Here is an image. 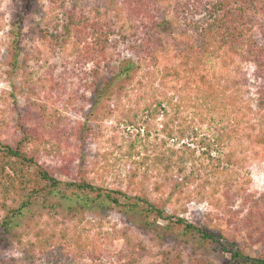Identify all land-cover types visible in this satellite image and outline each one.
<instances>
[{"label": "rangeland", "instance_id": "374dc122", "mask_svg": "<svg viewBox=\"0 0 264 264\" xmlns=\"http://www.w3.org/2000/svg\"><path fill=\"white\" fill-rule=\"evenodd\" d=\"M103 10L102 0H33L26 5L24 0H0V139L15 143L23 136L22 128H27L31 134L27 148L34 151L38 163L62 182L84 180L103 195L90 192L93 203L81 207L77 191L54 192L32 199L11 215L27 191L11 190L6 198L0 193V223L6 214L11 216L8 230L0 225V264H159L161 250L181 251L180 264H189L192 255L215 264H236L210 243L173 234L164 219L146 223L128 204L138 202L139 196L164 205L167 213L221 230L246 254H262L264 109L258 105L257 93L264 87V75L258 77L251 57L232 62L228 54L213 59L205 69L209 79L224 74L230 77L228 84L238 81L244 98L247 122L244 129L238 127L240 140L230 138L212 153L224 163L227 150L238 151L241 141L247 146L231 167L237 172L233 179L222 183L214 178L203 186L202 176L182 179L178 173L147 170L137 162L146 154L152 156L154 142L165 139L166 150L191 142L188 126H195L189 121L184 135L169 138L160 130L164 117L151 115L150 100H164L174 91L170 88L174 80L179 84L184 79L162 75L176 53L175 40L173 33H162L170 55L159 54L157 62L147 59L149 66L129 78L117 77L123 61L137 58L120 36L123 14L113 17L114 31L107 41L90 35L65 40L59 34L66 12H74L80 22L82 16L90 20L104 16ZM263 22L264 13L257 15L252 29L261 45ZM188 38L178 36L176 46L183 48L191 42ZM102 45L108 51L107 61L98 54ZM102 77L111 81V87L94 104L95 82ZM0 183H4L1 175ZM110 190H120L129 198L115 205L105 200L104 193ZM171 198L177 201L169 203Z\"/></svg>", "mask_w": 264, "mask_h": 264}, {"label": "trees", "instance_id": "16d2710c", "mask_svg": "<svg viewBox=\"0 0 264 264\" xmlns=\"http://www.w3.org/2000/svg\"><path fill=\"white\" fill-rule=\"evenodd\" d=\"M32 1L24 0V4ZM102 7L104 16L98 14L93 20L82 16L80 22L74 12H66L60 36L66 40L90 35L99 42L107 41L114 31L113 17L123 14L125 24L120 25L122 32L119 33L125 46L137 58L135 61H123L116 75L129 78L135 70L147 68L150 59L157 62L159 54H171V48L163 45L161 35L173 33L176 53L164 65L162 75L184 79L179 84H175L177 80H174L170 87L174 91L165 95L164 100H158L155 96L156 100H150V106L152 103L154 105L151 115L164 117L160 130L169 138H176L175 135L178 134L184 135L186 124L195 121V126H188L191 142L182 141L166 150L167 141L160 138L159 142L153 144L152 156L146 154L137 163L147 170L155 168L160 174L178 173L182 179H188L192 175L202 176L200 184L203 186L214 178L222 183L233 179L237 172L232 171L231 167L237 164L240 152L243 153L247 146L241 141L237 146L238 151L236 148V151L227 150L223 155L224 163L221 157L215 160L212 153L218 152V147L230 138L237 137L240 140L238 127L244 129L247 122L244 98L241 96L238 81L228 84L230 77L224 74L216 76V80L209 79L205 69L213 59L228 54L227 57L232 62L236 58L251 57L258 68V77L264 75V45L258 44L252 35L256 16L264 13V0H102ZM19 19L21 17H18V22ZM81 23L85 26L80 27ZM178 36H187L191 42L183 48L177 47ZM261 36L264 41V22L261 23ZM99 50L98 54L103 53L102 56L107 61L108 51L104 45ZM109 54L112 57V53ZM231 85H235L233 89ZM110 87L111 81L105 77L100 82H95L94 104H98ZM257 96L260 109H264V87L258 88ZM203 126L210 132H202ZM22 131V138L15 143L0 139V175L4 182L0 183L1 196L6 198L9 191L16 189L27 191L25 198L20 200L11 215L29 205L32 199L54 192L66 195L68 190L77 191L75 197L82 204L81 207L93 203L89 200L90 192H96L98 197L103 196L98 187L87 181L59 180L48 168L38 163L34 151L27 148L31 134L25 127ZM192 143H196L199 148L191 146ZM207 160L209 164L205 163ZM200 171L202 175L198 174ZM104 197L115 205H122L120 199L129 198L120 190L105 192ZM136 199L138 202L126 203L139 211L146 223L155 224L158 219H164L167 221V230L173 234L192 236L204 243H210L214 249L228 255L231 263L264 264V252L257 256L246 254L236 241L228 240L221 230L190 221L175 212L167 213L164 205H158L146 196ZM173 201L175 203L177 199L171 198L169 203ZM10 222L11 216L6 214L0 225L8 230ZM160 254L159 264L181 263V251L161 250ZM189 264L215 263L208 258L192 255Z\"/></svg>", "mask_w": 264, "mask_h": 264}]
</instances>
